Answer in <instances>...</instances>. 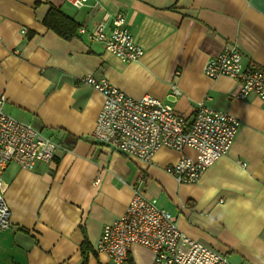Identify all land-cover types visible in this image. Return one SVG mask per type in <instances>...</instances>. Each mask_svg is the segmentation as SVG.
I'll list each match as a JSON object with an SVG mask.
<instances>
[{"label": "crops", "instance_id": "obj_1", "mask_svg": "<svg viewBox=\"0 0 264 264\" xmlns=\"http://www.w3.org/2000/svg\"><path fill=\"white\" fill-rule=\"evenodd\" d=\"M52 7L87 29L122 13L143 58L125 62L78 32L61 38L43 24ZM230 44L245 66L264 70V0H89L81 9L70 0H0L4 110L59 146L33 171L6 169L12 227L0 231V264H81L85 241L93 249L88 264H112L98 250L102 231L139 187L230 264H264V102L241 100L236 80L204 73ZM88 75L134 99L168 103L189 122L201 104L234 116L241 125L229 153L197 183L179 184L167 168L194 157L191 149H162L146 164L94 144L103 97L80 83ZM153 261L151 250L132 247L129 264Z\"/></svg>", "mask_w": 264, "mask_h": 264}, {"label": "built area", "instance_id": "obj_2", "mask_svg": "<svg viewBox=\"0 0 264 264\" xmlns=\"http://www.w3.org/2000/svg\"><path fill=\"white\" fill-rule=\"evenodd\" d=\"M70 1L81 9L89 0ZM77 32L103 44L106 51L125 62H136L144 56V50L127 29L122 13L92 29L80 27ZM204 73L211 80L222 77L236 80L241 100L256 95L264 102V70L245 66L236 45H226L218 56L210 59ZM80 83L93 87L103 97L102 109L90 135L94 144L107 146L146 164H153L162 149L195 152L194 157L182 155L167 168L179 184L197 183L209 168L226 156L241 125L234 116L203 104L189 122L168 103L150 95L134 99L108 80H98L93 75L83 77ZM5 103L6 98L1 96L0 231L12 227L5 199L4 174L8 166L14 163L23 170L33 171L40 162H52L59 149L58 144L40 130L7 114ZM139 188L134 190L124 215L102 231L98 250L108 255L112 264H129L133 246L151 250L153 264H230L226 255L184 234L175 216L161 209L155 199L147 197Z\"/></svg>", "mask_w": 264, "mask_h": 264}, {"label": "trees", "instance_id": "obj_3", "mask_svg": "<svg viewBox=\"0 0 264 264\" xmlns=\"http://www.w3.org/2000/svg\"><path fill=\"white\" fill-rule=\"evenodd\" d=\"M43 24L49 30L53 31L65 40L73 39L80 28V25L76 23L74 19L66 15L60 9L54 7L49 10ZM92 251L93 249L90 246V243L85 241L81 246V253L83 257L81 264H88L89 253Z\"/></svg>", "mask_w": 264, "mask_h": 264}]
</instances>
